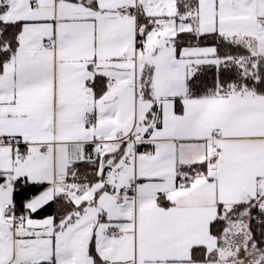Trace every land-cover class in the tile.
<instances>
[{
  "label": "snow or ice",
  "instance_id": "obj_1",
  "mask_svg": "<svg viewBox=\"0 0 264 264\" xmlns=\"http://www.w3.org/2000/svg\"><path fill=\"white\" fill-rule=\"evenodd\" d=\"M0 264H264V0H0Z\"/></svg>",
  "mask_w": 264,
  "mask_h": 264
}]
</instances>
